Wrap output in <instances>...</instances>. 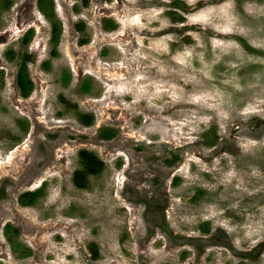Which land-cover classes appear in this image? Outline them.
Listing matches in <instances>:
<instances>
[{"label":"rangeland","instance_id":"1","mask_svg":"<svg viewBox=\"0 0 264 264\" xmlns=\"http://www.w3.org/2000/svg\"><path fill=\"white\" fill-rule=\"evenodd\" d=\"M52 1L55 46L37 0H0V264H264V116L245 114L264 104V51L189 25L205 0ZM83 149L103 167L78 187Z\"/></svg>","mask_w":264,"mask_h":264},{"label":"clouds","instance_id":"2","mask_svg":"<svg viewBox=\"0 0 264 264\" xmlns=\"http://www.w3.org/2000/svg\"><path fill=\"white\" fill-rule=\"evenodd\" d=\"M186 3L189 7L195 8L201 0H186ZM239 8L243 11L238 9L237 0H221L218 4H211L205 0V6L190 13L186 20L189 25L199 26L203 32L211 30L225 37L241 36L257 51H264V5L257 3L256 0H246ZM238 49L242 51L237 41L216 40L213 44V55L221 62L225 59H238L236 56ZM247 62L245 59L244 63ZM237 66H240L239 63ZM256 87L260 85L257 84ZM219 103L230 106L227 98L220 100ZM245 114L264 116V104L249 108Z\"/></svg>","mask_w":264,"mask_h":264},{"label":"trees","instance_id":"3","mask_svg":"<svg viewBox=\"0 0 264 264\" xmlns=\"http://www.w3.org/2000/svg\"><path fill=\"white\" fill-rule=\"evenodd\" d=\"M37 7L38 9L47 17L48 19L51 20V37H50V42L53 46H55L58 42L59 34H60V26L59 23L56 22L57 19H55L54 11H53V1L52 0H37ZM113 26V24H111ZM81 27V25H80ZM111 28V27H110ZM32 30L29 29L22 37L21 41L23 45L26 46L28 42L30 41L32 37ZM51 55H55L56 52L55 50L50 51ZM6 55L9 57H13L14 53L12 49H8L6 51ZM33 59V55H29L27 50H24L22 54L20 55V60L18 61V67L16 69V74H15V83L16 87L19 91V93L23 97H27L32 90L33 84L29 76V72L27 70L26 66V61ZM90 87V82L89 80H84L82 84V90L87 91ZM79 119L82 123H91L93 116L91 114L85 113L79 116ZM115 135V130L114 128L111 127H102L101 128V134L100 137L103 139H109L112 136ZM81 155V164H82V169L76 173V176L74 178V183L78 187H84L86 185V178L88 174L92 173H98L102 167L103 163L99 159V157L92 151H87L86 149H83L80 151ZM177 154H174L173 158H177ZM42 194V187L33 190V191H26L20 194L19 196V203L23 206L25 205H31L35 202L37 197H39ZM151 199V198H150ZM148 199L147 200V206L149 207L150 205H153V202ZM160 220L164 222V214L161 213V218ZM6 231L12 230V227H10V224H7L5 227ZM8 229V230H7ZM207 231V229L204 228V232ZM14 232L15 229H14ZM22 255H26L25 253H22ZM253 257L252 252L249 253Z\"/></svg>","mask_w":264,"mask_h":264}]
</instances>
